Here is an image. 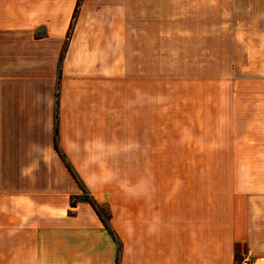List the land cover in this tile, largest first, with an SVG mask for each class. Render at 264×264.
<instances>
[{
	"label": "crops",
	"instance_id": "crops-1",
	"mask_svg": "<svg viewBox=\"0 0 264 264\" xmlns=\"http://www.w3.org/2000/svg\"><path fill=\"white\" fill-rule=\"evenodd\" d=\"M148 32L229 36L220 80L229 84L230 183L176 184L175 169L143 167L140 154L128 214L80 161L109 158L94 152L111 128L143 127L136 105L96 102L95 63L96 47L127 46L132 33L138 47ZM84 191L108 204L107 219ZM238 258L264 264V0H0V264Z\"/></svg>",
	"mask_w": 264,
	"mask_h": 264
},
{
	"label": "rangeland",
	"instance_id": "rangeland-1",
	"mask_svg": "<svg viewBox=\"0 0 264 264\" xmlns=\"http://www.w3.org/2000/svg\"><path fill=\"white\" fill-rule=\"evenodd\" d=\"M135 41L132 33L127 46L96 47L102 56L95 63V90L102 93L96 102L105 98L112 104L136 105L143 127L111 128L110 134L96 137L94 152L109 158L80 161L85 174H95L93 183L112 195L115 208L122 210L124 205L128 214H133L140 154L143 167L152 163L156 169H175L176 184L182 178L208 185L230 183L229 84L220 80L229 66V36L148 32L142 33L141 46L135 47ZM105 74H110V81L103 80ZM124 89L126 93H122ZM126 114L133 120L134 111ZM149 152L159 153V159H145ZM91 165L95 170H90ZM184 169L192 172L183 176ZM193 169L205 171L194 175L198 172ZM82 194L88 197L85 191ZM99 214L109 217L108 204L99 207Z\"/></svg>",
	"mask_w": 264,
	"mask_h": 264
},
{
	"label": "trees",
	"instance_id": "trees-1",
	"mask_svg": "<svg viewBox=\"0 0 264 264\" xmlns=\"http://www.w3.org/2000/svg\"><path fill=\"white\" fill-rule=\"evenodd\" d=\"M56 151H58L57 147H56ZM66 167L68 168L69 172L72 174L73 178L76 179V176L74 175L72 169L70 168V166L67 163H66ZM85 200L93 208V210L95 211L96 215H98L101 218L102 216L99 214V206L96 204V202L92 198H88V197H85Z\"/></svg>",
	"mask_w": 264,
	"mask_h": 264
},
{
	"label": "built area",
	"instance_id": "built-area-1",
	"mask_svg": "<svg viewBox=\"0 0 264 264\" xmlns=\"http://www.w3.org/2000/svg\"><path fill=\"white\" fill-rule=\"evenodd\" d=\"M234 264H254V262L248 258H238L234 261Z\"/></svg>",
	"mask_w": 264,
	"mask_h": 264
}]
</instances>
